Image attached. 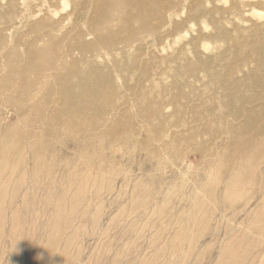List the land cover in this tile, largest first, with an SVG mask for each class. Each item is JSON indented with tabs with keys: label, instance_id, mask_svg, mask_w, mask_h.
Returning a JSON list of instances; mask_svg holds the SVG:
<instances>
[{
	"label": "rangeland",
	"instance_id": "1",
	"mask_svg": "<svg viewBox=\"0 0 264 264\" xmlns=\"http://www.w3.org/2000/svg\"><path fill=\"white\" fill-rule=\"evenodd\" d=\"M0 46V264H264V0H0Z\"/></svg>",
	"mask_w": 264,
	"mask_h": 264
},
{
	"label": "bare ground",
	"instance_id": "2",
	"mask_svg": "<svg viewBox=\"0 0 264 264\" xmlns=\"http://www.w3.org/2000/svg\"><path fill=\"white\" fill-rule=\"evenodd\" d=\"M29 2H30V1H29ZM83 2H84V1H83ZM16 4H17V3H16ZM9 5H10V4H9ZM12 5H13V4H12ZM18 5H19V4H18ZM47 6H48V5H47ZM133 6H134V5H133ZM34 7H35V6H34ZM15 8H16V7H15ZM41 8H42V7H41ZM51 8H52V7H51ZM1 9H2V8H1ZM8 9H9V8H8ZM12 12H13V11H12ZM14 12H15V11H14ZM15 14H16V13H15ZM28 14H29V13H28ZM96 15H97V14H96ZM20 16H21V15H20ZM50 16H51V14H50ZM97 16H98V15H97ZM99 16H100V15H99ZM1 18H2V17H1ZM96 18H97V17H96ZM99 18H100V17H99ZM36 19H37V18H36ZM21 21H22V20H21ZM93 23H94V22H93ZM49 26H51V25H49ZM54 26H55V24H54ZM45 27H46V26H45ZM99 27H100V26H99ZM49 28H50V27H49ZM28 29H29V28H28ZM42 29H43V28H42ZM103 29H104V28H103ZM40 30H41V29H40ZM53 31H54V30H53ZM116 32H117V31H116ZM78 33H79V32H78ZM11 34H12V33H11ZM18 34H19V33H18ZM21 34H22V33H21ZM33 34H34V33H33ZM37 34H38V33H37ZM8 35H10V33H8ZM25 35H26V34H25ZM57 35L59 36V33H58ZM11 36H12V35H11ZM20 36H21V35H20ZM31 36H32V35H31ZM35 36H36V35H35ZM35 36H34V37H35ZM32 37H33V36H32ZM59 38H60V36H59ZM36 39H37V38H36ZM9 40H10V39H9ZM32 40H34V39H32ZM37 40H38V39H37ZM10 41H11V40H10ZM17 41H18V40H17ZM24 41H25V40H24ZM34 41H35V40H34ZM12 42H13V41H12ZM20 42H21V41H20ZM18 43H19V42H18ZM22 43L24 44L25 42H22ZM103 43H104V42H103ZM5 44H6V43H5ZM7 44H10V42H8ZM15 44H16V43H15ZM19 44H20V43H19ZM27 44H28V43H27ZM10 45H11V44H10ZM28 45H29V44H28ZM33 45H34V44H33ZM55 45H56V44H55ZM29 46H30V45H29ZM0 47H3V46H0ZM39 47H40V46H39ZM8 48H9V47H8ZM4 49H5V47H4ZM20 50H21V49H20ZM24 52H25V51H24ZM14 53H15V52H14ZM14 53H13V54H14ZM31 53H32V52H31ZM32 55H34V54H32ZM18 56H19V55H18ZM12 58H13V57H12ZM28 59H29V58H28ZM23 60H24V58H23ZM25 61H26V60H25ZM11 62H12V60H11ZM15 62H16V61H15ZM24 64H25V63H24ZM24 64H23V65H24ZM77 65H78V64H77ZM73 67H74V66H73ZM17 72H18V71H17ZM19 72H20V71H19ZM19 72H18V73H19ZM56 72H57V71H56ZM6 73H8V72H6ZM18 73H17V74H18ZM27 73H28V72H27ZM30 73H31V72H30ZM12 74H13V73H12ZM41 74H43V73H41ZM58 74H59V73H58ZM18 75H20V74H18ZM45 75H46V74H45ZM18 77H19V76H18ZM18 77H17V78H18ZM11 78H12V77H11ZM15 82L17 83V81H15ZM30 82H31V81H30ZM33 82H34V81H33ZM36 83H37V82H36ZM23 84H24V82H23ZM26 84H28V83H26ZM26 84H25V85H26ZM39 85H40V84H39ZM30 86H31V85H30ZM35 87H36V86H35ZM18 88H19V87H18ZM32 88H34V86H33ZM3 90H4V89H3ZM3 93H4V92H3ZM3 93H2V94H3ZM2 94H1V95H2ZM4 96H5V95H4Z\"/></svg>",
	"mask_w": 264,
	"mask_h": 264
}]
</instances>
